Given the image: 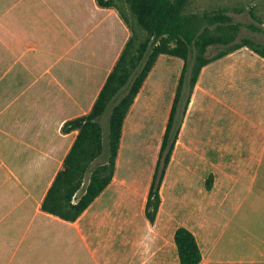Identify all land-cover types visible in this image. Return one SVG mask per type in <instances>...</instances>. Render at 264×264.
<instances>
[{"label":"crops","instance_id":"1","mask_svg":"<svg viewBox=\"0 0 264 264\" xmlns=\"http://www.w3.org/2000/svg\"><path fill=\"white\" fill-rule=\"evenodd\" d=\"M130 35L117 8L96 0H0V81L35 95L26 103L31 112L0 120L8 137L0 142V264H179L176 228L165 236L158 223L162 200L153 222L144 214L152 173L137 187L116 164L110 183L75 220L41 207L77 134L64 132L63 123L90 110ZM234 51L212 80L228 84L230 103L243 110L233 111L227 141L201 147L212 152L207 195L223 193L232 208L226 221L205 223L198 202L197 229L184 225L198 242L199 264H264V58L234 59ZM131 195L135 211L126 204ZM139 225L153 238L140 236ZM103 246L116 251L111 260L99 253Z\"/></svg>","mask_w":264,"mask_h":264},{"label":"trees","instance_id":"2","mask_svg":"<svg viewBox=\"0 0 264 264\" xmlns=\"http://www.w3.org/2000/svg\"><path fill=\"white\" fill-rule=\"evenodd\" d=\"M188 1L96 0L100 6L116 7L127 23L129 16L134 18L138 29H131L90 110L63 123L64 132L77 129V134L46 192L43 210L75 220L110 183L126 114L158 56L168 54L181 58L183 64L144 205L146 218L155 220L160 187L201 69L243 46L264 58V40L257 38L264 36V17L255 5L233 7L235 13L248 12L250 20L246 21L235 20L226 7L186 11ZM244 28L251 35L241 34ZM213 47L217 50L211 55ZM109 104L105 136L101 118ZM210 187L211 181L206 182V188ZM173 239L179 264H199L201 251L188 227L177 226Z\"/></svg>","mask_w":264,"mask_h":264},{"label":"rangeland","instance_id":"3","mask_svg":"<svg viewBox=\"0 0 264 264\" xmlns=\"http://www.w3.org/2000/svg\"><path fill=\"white\" fill-rule=\"evenodd\" d=\"M240 5L244 7L255 5L258 13L264 17V0H189L185 10L202 12L226 7L235 20H250L246 10L242 13L233 12V7ZM128 24L130 29H138L135 19L130 16ZM241 34L251 35L246 28ZM257 38L264 40V36ZM216 50L215 47L211 48L209 54H214ZM234 52L236 54L233 56L234 59L255 55V52L246 46ZM226 58L225 54L210 61L201 69L191 95L189 109L180 130L181 132L184 130L185 134L182 135L180 132L178 135L161 184L162 207L158 223L165 226V236L169 235L170 231L178 225H187L194 231L197 229L198 202L201 206H205L207 214L204 219L205 223L226 221L229 210L232 208V200L228 196L224 197L223 193L207 195L209 192L206 182L213 180L210 162L212 152L201 149L202 146H207L212 142L213 138L227 141L229 130L236 122L233 118L235 114L233 111L243 110V104L230 103L228 84L224 85L222 81L216 83L214 79L212 80L214 73L218 77L221 75L220 65L228 67L230 60ZM182 64L183 60L177 56L160 54L124 119L116 162L117 170L118 174L125 175L137 187L144 186L146 179L151 176L154 169ZM6 82H8L7 78L0 81L1 122L12 112L18 114L31 112V108L29 106L27 108L26 103L31 97L35 98V95L31 94L33 89L7 87ZM10 101H13V104L7 110L6 106L10 104ZM110 110L111 104L108 105L101 118L105 136L108 130L107 115ZM0 126L3 129V125ZM27 134L33 141L35 140V134L29 131ZM6 138L8 139L4 133H0L1 143H5ZM80 193L81 190L77 195ZM203 193L205 197H202ZM125 200L126 204L135 211L138 207L137 197L135 195L126 196ZM201 219H203L202 216ZM137 228L140 236H148V227L144 228L139 225ZM152 238L153 235L148 236V239ZM171 241L174 244L173 235ZM99 253H103L110 260L116 255V251L107 246H103ZM82 254L89 253L82 251ZM110 264L121 263L115 260Z\"/></svg>","mask_w":264,"mask_h":264}]
</instances>
